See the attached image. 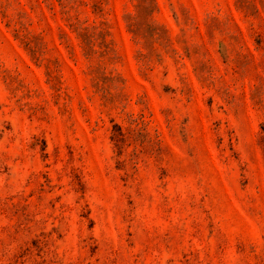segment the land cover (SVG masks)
Here are the masks:
<instances>
[{
	"label": "rangeland",
	"instance_id": "1",
	"mask_svg": "<svg viewBox=\"0 0 264 264\" xmlns=\"http://www.w3.org/2000/svg\"><path fill=\"white\" fill-rule=\"evenodd\" d=\"M0 264H264V0H0Z\"/></svg>",
	"mask_w": 264,
	"mask_h": 264
}]
</instances>
